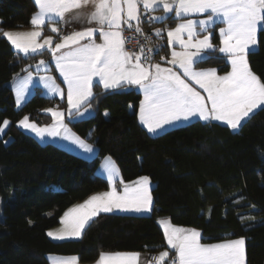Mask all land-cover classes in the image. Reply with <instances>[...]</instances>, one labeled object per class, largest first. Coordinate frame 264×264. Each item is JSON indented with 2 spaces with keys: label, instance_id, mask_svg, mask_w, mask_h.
<instances>
[{
  "label": "trees",
  "instance_id": "trees-1",
  "mask_svg": "<svg viewBox=\"0 0 264 264\" xmlns=\"http://www.w3.org/2000/svg\"><path fill=\"white\" fill-rule=\"evenodd\" d=\"M37 9L34 0H0L1 31L31 26ZM175 21L174 16L152 23L144 18L139 25L165 31ZM213 42L220 43L217 27ZM169 51L166 44L164 59L159 60L166 61ZM39 56L49 53L20 57L0 32V125L10 120L0 136V264H50V254L77 255L82 262H93L103 251L157 253L167 247L158 223L161 217L199 228L204 242L245 237L247 264H264V106L239 131L196 119L153 136L138 119L142 94L137 88L104 89L96 83L87 102L94 115L71 122L78 135L97 147V157L90 162L54 144H41L17 127L24 115L49 122L42 110L62 104L37 88L16 107L8 82ZM248 61L264 82V31L259 32L258 48L249 53ZM198 65L229 70L218 48ZM107 155L116 160L125 182L143 175L152 179V213L103 212L80 239L49 238L48 229L60 223L71 205L109 187L95 172Z\"/></svg>",
  "mask_w": 264,
  "mask_h": 264
},
{
  "label": "snow or ice",
  "instance_id": "snow-or-ice-1",
  "mask_svg": "<svg viewBox=\"0 0 264 264\" xmlns=\"http://www.w3.org/2000/svg\"><path fill=\"white\" fill-rule=\"evenodd\" d=\"M38 11L33 14L30 23L36 30L28 32L4 31L3 36L20 52L28 54L36 52L45 46L50 47L57 67L67 84L68 115L73 112L83 116L80 111L83 103L93 95V78H98L105 89H115L122 85H134L143 90L144 98L140 101L139 118L148 132L157 133L165 125H170L180 119L188 120L193 116L200 119H215L225 121L232 129L241 126V122L253 113L254 109L264 105V82L254 74L248 62V55L257 44V32L264 31V0H34ZM89 4L93 11L89 14V23L95 22L96 27H87L82 31H73L60 37L61 42L54 47L53 36H46L43 42L38 40L42 36V27L53 17L64 19L66 13H72ZM142 4L145 12L162 7L164 12L172 13L176 17L192 14H206V19H186L175 28L168 31V43L178 42L183 51L173 50L172 59L167 61L178 65L183 70V76L195 81L207 93L202 96L185 78L173 71L172 68L162 67L161 64L145 65L142 57L145 49L140 53H130L125 50L123 25L132 28L130 21H136V32H142L139 26L140 14L138 5ZM79 13L77 12V15ZM164 17H149V19L163 20ZM220 20L225 27L220 28L222 37L221 53L227 54L231 63V71L224 75H217V69L209 68L200 71L192 69L193 58L203 50L212 49L210 35L202 39L197 38V24L201 30ZM107 28V30H105ZM51 31L58 33L55 24ZM161 29H155L156 35ZM94 33L99 34L101 43H96ZM184 34L187 35L185 40ZM88 40L87 43L81 41ZM194 48L195 52L188 51ZM61 49L68 51L57 55ZM152 51V49H148ZM164 59V57H161ZM45 61L41 60L43 65ZM50 81L46 87L53 93L64 95L63 91L52 77H41ZM31 74L18 83L17 104L27 90V83ZM211 107L209 108L208 102ZM53 117V123L39 127L24 116L18 124L25 129L35 132L43 138L47 133L58 136V127L66 129L63 123L64 112L45 109ZM87 111V109L85 110ZM9 121L5 119L0 125L3 132ZM70 131V130H67ZM71 139L87 153L93 152V146L72 134ZM111 158H105V171L112 183L110 191L90 196L82 204L75 205L64 212L61 223L64 225L58 232L49 231L48 236L63 240L66 237H80L85 225L99 212H111L113 209L125 211L147 212L151 210L153 202L149 188V178L139 177L136 181L124 183L123 192L117 191L115 178L118 169ZM159 223L164 228V235L170 249L175 250V257L171 264H246L245 238L223 240L218 243H201V232L197 229H187L172 225L170 220L161 219ZM140 254L101 252L96 264H137ZM168 252L160 253L154 260L162 261ZM77 257H69L57 264H76Z\"/></svg>",
  "mask_w": 264,
  "mask_h": 264
},
{
  "label": "rangeland",
  "instance_id": "rangeland-1",
  "mask_svg": "<svg viewBox=\"0 0 264 264\" xmlns=\"http://www.w3.org/2000/svg\"><path fill=\"white\" fill-rule=\"evenodd\" d=\"M151 13L155 14V10H150ZM174 12V11H173ZM172 13H169V14H173ZM176 21L175 23L172 25V26H166L165 27V30H166V33H168L169 30L175 28L178 24L182 23L184 20L186 19H193V20H202V19H206V14H192V15H186L185 17H176ZM222 25H225L224 23H222L220 20H216L215 23L213 24H210L207 26V29L206 30H201V28L199 27V25L197 24V27H196V32H197V38H200L202 39L205 35H210V43L213 45V48L212 49H207V50H203L202 52H200L199 55L195 56L193 58V63H192V69L194 71H200V70H203V69H209V68H215L217 69V67H200L198 65V62L205 59L210 51L216 49V48H220L222 47V44H221V35H220V32H219V29L220 28H223L224 26ZM215 27H217V31L219 33V38H220V43L218 45H216L214 42H213V34H214V29ZM156 29H161L163 30V28H156ZM2 29L0 28V32H1V35L3 36V32L4 31H13V32H28V31H33V30H36L35 26L31 25L29 27H20V28H8V29H4L3 31H1ZM162 32V31H161ZM259 30L257 32V41L259 39ZM46 36H53V44L51 45V47H54L56 43H60L61 40H60V37L63 36V34L61 35L60 34V30L58 33H53L49 28H47L45 25L42 27V36L38 38V40L40 42H43V39L44 37ZM185 40H187V35L184 34V37H183ZM14 47V46H13ZM258 48V42L257 44L254 46V50H256ZM15 51L17 52V54L20 56V57H28V56H32L33 54H37V53H42L44 51H48L49 53V56L46 57V56H39L36 60H32L30 61L27 66L24 67V69L16 72L13 77L11 78V80L8 82V85L10 86V88L13 90V93H14V97H15V103H16V107L17 108H20L32 95L33 93L35 92V90L37 88L40 89V91L46 95V96H49V97H54V98H57L60 100V102H62L61 105H55V106H46L42 112L47 114L49 117H50V120L49 122L47 123H39L38 121L36 120H33L31 119L28 115H24V116H28L29 117V121L30 122H35L39 127H44V126H47V125H51L53 123V117L51 115L50 112H46L44 111L45 109H54V110H57V111H63L64 112V119H63V123L64 125L66 126V129L67 130H70V131H67L65 130V128H62V127H58L57 128V131L60 133L58 136H50L48 135L47 133L45 134V136L43 138H41L40 136H38L35 132H32L31 130H28V129H25L23 128L22 126H20L19 124H17V127L18 129H20L21 131L25 132V133H28L32 136H34L41 144H47V143H50V144H54L64 150H67L69 152H72L74 154H77L85 159H87L88 161L90 162H94V160L96 159L97 157V147L90 141H88L86 138H83L81 137L80 135H78L72 128L71 126V122H74V121H77V120H82V119H85V118H88V117H91L94 115L95 111H94V108L87 105V102L93 97L94 95V87H93V95L91 97L88 98V100L82 104L81 108H80V111L84 113L83 116H77L75 114V112H73V115L72 116H69L68 115V104H67V84L64 82V79H63V76L61 75L58 67H57V64H56V60L53 58V55H52V52H51V49L50 47L48 46H45L44 48L42 49H39L37 50L36 52H29L28 54H24L22 52H20L19 50H17L15 47H14ZM175 50V51H183V49L181 48L180 44L178 42L174 43V44H171V47H170V51H169V57L166 61L163 62V66L164 67H168V68H172L173 70L175 69H178L180 71H182L183 73V70L180 69L178 67V65H172L170 63H168L167 61H170L172 59V56H171V53L172 51ZM253 50V51H254ZM66 51V50H65ZM62 49L59 50L57 52V55H60L62 54L63 52ZM188 51H191V52H195L196 49L194 48H191V49H188ZM220 54L224 55L227 62L229 63V70L226 71V72H219L218 69H217V75H224L225 73L231 71V63L230 61L228 60V57H227V54L225 53H221ZM248 59V57H247ZM43 60L45 61V63L43 65L40 64V61ZM249 62V61H248ZM250 67V65H249ZM251 69V68H250ZM251 71L256 74L252 69ZM29 74H31V80L30 82L27 83V90L24 92V95H23V98L20 100V103L17 104V91H16V87L18 85V83L24 81V79L26 77L29 76ZM257 75V74H256ZM259 77V75H257ZM41 77H52L53 80L55 81V84L58 85L60 87V89L63 91L64 95L61 96L59 93H53L49 90L48 87H46V84L47 83H50V81H46V80H43L41 79ZM183 78L186 79L187 82L189 81H192L190 78H186L183 76ZM260 78V77H259ZM261 80V78H260ZM195 83V81H193ZM262 82V80H261ZM196 84V83H195ZM127 85V84H126ZM197 86L194 87L196 90H199L203 93V95L206 97L207 96V93L204 92L198 84H196ZM127 86H130V85H127ZM192 86V85H191ZM139 91L141 92L142 94V99L144 98V93H143V90L139 88ZM208 106L209 108L211 107V103L210 101L208 102ZM262 106L264 105H261L259 106L257 109H254L253 110V113L255 111H257L259 108H261ZM87 109V111H85ZM253 113H250L249 114V117L253 114ZM23 116V117H24ZM22 117V118H23ZM198 116H193V118H189L188 120H184L185 122L183 124H178V125H175L173 127H170L168 129H171V128H174V127H177V126H181V125H185L193 120H196V119H200V118H197ZM249 117L245 118L242 122H241V125L243 122H245ZM21 118V119H22ZM20 119V120H21ZM9 121V124H10V120L7 119ZM202 120V119H201ZM220 121V120H218ZM178 123V121H175V123ZM221 123L223 124H227L225 121H220ZM174 123V122H173ZM174 123V124H175ZM3 124V123H2ZM4 127L3 129V132H0V136L3 137V135L5 134L8 126ZM173 124V125H174ZM241 127V126H240ZM240 127H238L237 129H231L233 131H239ZM166 129V130H168ZM164 130V131H166ZM160 131V130H159ZM163 131V132H164ZM163 132H159L158 134L160 133H163ZM72 134H75V136H78L80 139L84 140L86 143L88 144H91L93 146V152L92 153H87L85 152L83 149H81L78 145H76L75 143H73V141L71 139H66L65 137H68ZM158 134H151V135H158ZM10 139H8L7 141H9ZM106 157H110L111 158V163H114L116 169H118V176L115 178V182H116V186H117V191L120 192V190H123V185L120 184V180L122 179V176H121V170H120V167L119 165L117 164L116 160L111 156V155H107L105 156L101 162L99 163V165L96 167L95 169V172L97 175L103 177L104 179H106L109 183V187L107 189H104V190H100V191H97L93 194H98V193H103V192H106V191H110L111 190V187H112V183L108 180V174L107 172L105 171V168H104V165H105V158ZM148 177L149 178V188L151 190V194H152V188L154 186V182L152 181V179L147 176V175H143L141 177ZM123 180V179H122ZM124 181V180H123ZM124 183H126L124 181ZM91 196V195H90ZM89 196V197H90ZM89 197H87L86 199L82 200V201H78L76 203H74L73 205H71L69 208H72L74 207L75 205H78V204H82L85 200H87ZM152 198H153V195H152ZM68 208V209H69ZM152 208H153V202H152V205H151V210L148 214H144L142 212H135V211H125V210H120V209H113V211L111 212H106V213H120V214H133V215H150L152 213ZM67 209V210H68ZM66 210V211H67ZM100 214V212L98 213V215ZM98 215L94 216L91 218V220L88 221V223L85 225L84 229L82 230V233H81V236L80 237H76V238H71V240H74V239H80L83 235V232L85 230V228L87 227V225L95 218L97 217ZM63 216V215H62ZM161 219H168L170 220L171 224L172 225H175V226H178V227H183V228H187V229H197L201 232L202 234V231L199 229V228H195V227H185V226H181V225H177L175 223H173L171 221L170 218L168 217H161L159 218V220ZM159 220H158V223H159ZM160 227L162 228L163 232H164V228L163 226L159 223ZM64 225L61 223V220H60V223L50 229H48L47 233L49 231H52V232H58L61 228H63ZM51 238L52 240H55V241H59V239H53L52 237H49ZM202 238V236H201ZM237 238H240V237H237ZM236 238V239H237ZM245 238V237H244ZM63 240H68V238L66 237L65 239ZM245 241H246V238H245ZM202 243V241H201ZM166 244H167V247L166 248H163V249H160L158 250L157 253H160V252H171V251H175L173 249H170L169 248V245L167 243V240H166ZM103 252H109V253H115V252H120V253H124V252H135V251H103ZM171 254V253H170ZM175 255V254H174ZM165 262L162 261V263L160 264H164Z\"/></svg>",
  "mask_w": 264,
  "mask_h": 264
},
{
  "label": "crops",
  "instance_id": "crops-1",
  "mask_svg": "<svg viewBox=\"0 0 264 264\" xmlns=\"http://www.w3.org/2000/svg\"><path fill=\"white\" fill-rule=\"evenodd\" d=\"M39 9H37L38 11ZM155 14L151 13L150 10L145 12L144 8H143V5L142 4H139L138 5V11H139V14H140V21L144 18H149V17H164V16H174L175 17V13L173 12V14H169V13H165L163 8L162 7H155ZM36 11V12H37ZM93 11V5L92 4H89L87 6H84L83 8L79 9V10H74L72 13H66L65 14V17L64 19H60V18H57V17H53L51 20L49 21H46L45 23V26L47 28H49L51 30V25L55 24V26L60 30V28H64L65 31H67V28L68 27H72L73 28V31H82L84 30L85 28L87 27H96V24L95 22H91L89 23V14ZM35 12V13H36ZM77 12L79 13L77 15ZM185 17V16H184ZM165 19H163L162 21L161 20H154L153 21H157V22H163ZM130 23L132 24V26H135L136 27V24L137 22L136 21H130ZM140 23V22H139ZM140 26V25H139ZM225 27V25H222ZM141 28V27H140ZM161 28V27H160ZM107 30V28L105 29ZM72 31V32H73ZM163 33V37L165 38V42L166 44L171 47V45L168 43V36H167V33H166V30H162ZM95 40L96 43H101L102 40L101 38H99V34L98 33H94V36L93 38ZM89 42L88 40H84V41H81V43H87ZM125 48V47H124ZM63 51H68V49H62ZM126 50V49H125ZM163 60H159V61H156V62H153V63H150V64H156V63H159L161 64L162 67L163 66ZM146 66L149 65V64H145ZM175 72H177L178 74L181 75V77L183 78V73L182 71L178 70V69H175L173 70ZM98 83V78H93V82H92V91H93V87L94 85ZM190 85H192V87H196L197 85L193 82V81H189L188 82ZM101 85L102 88L103 87V84L102 83H98ZM126 85V84H125ZM130 86H133L135 88H137L139 90V88L137 86H134V85H130ZM105 89V88H104ZM196 91H199V90H196ZM201 93L202 96L203 93L201 91H199ZM139 108H140V105H139ZM193 118V117H192ZM199 118V117H197ZM138 119L140 121V118H139V109H138ZM201 120V119H200ZM202 121H205V122H208V121H217V122H220L218 120H215V119H209V120H203ZM185 121L184 119H180L178 120V123L174 122L170 125H165L163 127V129H161L160 131H158L157 133H150V134H158L159 132H163L164 130L170 128V127H173L175 125H178V124H183ZM140 123L142 124L143 127H145V125L140 121ZM174 124V125H173ZM146 128V127H145ZM147 129V128H146ZM148 131V130H147ZM138 179V178H137ZM136 179V180H137ZM134 180V181H136ZM126 183H129V182H126ZM120 192L122 193L123 190H120ZM92 195H95V194H92ZM91 195V196H92ZM150 211H147V212H142L144 214H148ZM100 213H103V211H101ZM98 215V214H97ZM202 238H203V235L201 234ZM50 237V236H49ZM53 238V237H52ZM68 239H71V238H76V237H67ZM201 238V241L202 243L204 244H210V243H218V242H221L223 240H230V239H236L237 237H226V238H223L221 240H218V241H213V242H204L203 239ZM54 239V238H53ZM238 239V238H237ZM170 248V247H169ZM245 250H246V241H245ZM124 253H131V252H124ZM135 253H139L140 256L138 258V262L137 264H160L162 263V261H164L165 263L164 264H167L168 262H171L172 261V256L175 257V251H171V252H168V256L165 257L162 261H159V260H156V262L154 263L153 261L150 260V253L149 252H137L135 251ZM162 253V252H160ZM160 253H154L157 255V258L159 257ZM171 253V254H170ZM69 257H77V261H76V264H96V261L98 260V258L93 261V262H82L79 260L78 256L77 255H61V254H50L48 255V259L50 261V264H57L58 261L60 260H63V259H66V258H69ZM173 257V258H174ZM246 264H247V261H246Z\"/></svg>",
  "mask_w": 264,
  "mask_h": 264
},
{
  "label": "built area",
  "instance_id": "built-area-1",
  "mask_svg": "<svg viewBox=\"0 0 264 264\" xmlns=\"http://www.w3.org/2000/svg\"><path fill=\"white\" fill-rule=\"evenodd\" d=\"M145 20L149 23L153 22V19L147 17ZM123 28V36L125 37L124 47L126 51L139 54L141 47H143L145 49V54L142 57V62L145 64L156 62L161 58L166 42L162 33L159 36L156 35V28H141L142 32H136L135 26L128 28L127 25H123ZM72 31L73 28L71 26L67 28V31H65L64 28H60L61 35L70 34ZM148 49H152V51H148ZM149 258L155 263L156 260L153 258H157V255L154 253L150 254Z\"/></svg>",
  "mask_w": 264,
  "mask_h": 264
}]
</instances>
